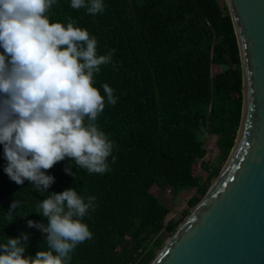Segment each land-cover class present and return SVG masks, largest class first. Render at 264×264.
<instances>
[{"label": "trees", "instance_id": "trees-1", "mask_svg": "<svg viewBox=\"0 0 264 264\" xmlns=\"http://www.w3.org/2000/svg\"><path fill=\"white\" fill-rule=\"evenodd\" d=\"M70 2L57 0L45 13L50 23L66 24L70 17L96 37L98 55L115 49L93 85L104 96L107 83L117 98L115 105L105 103L96 121L114 142L110 170L89 173L65 158L44 170L54 181L41 195L27 180H10L0 145V243L23 233L25 256L46 251L47 234L28 221L47 224L35 213L37 203L73 188L94 196L95 209L83 218L92 238L75 248L69 264H151L166 236H174L208 193L236 143L244 79L230 9L227 0H103L104 12L91 15ZM214 66L225 70L214 75ZM204 133L217 136L216 167L209 165ZM198 166L209 172L207 181ZM187 189L198 195L181 219L168 222L173 209L161 202V192Z\"/></svg>", "mask_w": 264, "mask_h": 264}, {"label": "clouds", "instance_id": "clouds-1", "mask_svg": "<svg viewBox=\"0 0 264 264\" xmlns=\"http://www.w3.org/2000/svg\"><path fill=\"white\" fill-rule=\"evenodd\" d=\"M56 2L0 0L4 172L17 184L31 182L41 195L54 181L44 170L69 158L89 173L103 174L110 170L107 158L114 148L96 121L105 103L115 105L117 98L107 83L101 86L104 96L93 85L94 74L112 63L115 49L98 55L96 37L75 26L70 17L66 24L50 23L45 13ZM70 7L91 15L105 9L103 0H71ZM94 201V196L85 198L73 188L48 193L35 210L47 224L28 221L29 227L47 234V250L25 256L28 234L22 233V239L0 243V264H69L75 248L92 238L83 218L94 211ZM16 207L14 201L7 213L11 222Z\"/></svg>", "mask_w": 264, "mask_h": 264}, {"label": "water", "instance_id": "water-1", "mask_svg": "<svg viewBox=\"0 0 264 264\" xmlns=\"http://www.w3.org/2000/svg\"><path fill=\"white\" fill-rule=\"evenodd\" d=\"M240 46L243 116L219 177L151 264H264V0H227Z\"/></svg>", "mask_w": 264, "mask_h": 264}, {"label": "rangeland", "instance_id": "rangeland-1", "mask_svg": "<svg viewBox=\"0 0 264 264\" xmlns=\"http://www.w3.org/2000/svg\"><path fill=\"white\" fill-rule=\"evenodd\" d=\"M224 70H225V68H223V66H222V68H221V66H214L213 73H214V75H217V74L223 72ZM203 137H204L205 142H206L208 155H209V157H212L211 159H209V165H211L212 167H216L218 165L215 161H216V158L219 154V149H218V145H217V136L214 134H210V133H204ZM225 164H223L222 170H223ZM197 171L202 176L203 181L204 182L207 181V179L209 178L208 177L209 172L207 170H203L200 166L197 167ZM216 180L217 179L214 180L213 184L215 183ZM212 185H210V187H212ZM195 195H198V193L195 189L194 190L187 189L178 195H175L174 193H171L168 190H163L160 194L161 202H163L164 204L169 203L170 209H173V214H171L168 217L167 221L176 223L179 219H181L183 212L189 208L190 199ZM204 197L202 198V200L204 199ZM193 210L194 209H191V213L193 212ZM181 224L179 225V227L182 226ZM162 236L164 237L163 233H162ZM171 237H173V236H171ZM171 237L166 236L165 244L168 242V240ZM158 252H157V254H158Z\"/></svg>", "mask_w": 264, "mask_h": 264}]
</instances>
